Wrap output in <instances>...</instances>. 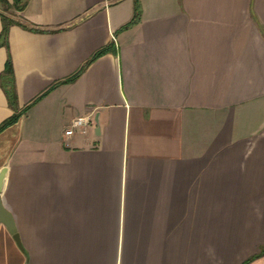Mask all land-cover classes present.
<instances>
[{
  "label": "crops",
  "instance_id": "crops-1",
  "mask_svg": "<svg viewBox=\"0 0 264 264\" xmlns=\"http://www.w3.org/2000/svg\"><path fill=\"white\" fill-rule=\"evenodd\" d=\"M22 1L0 264H264V0Z\"/></svg>",
  "mask_w": 264,
  "mask_h": 264
},
{
  "label": "trees",
  "instance_id": "trees-1",
  "mask_svg": "<svg viewBox=\"0 0 264 264\" xmlns=\"http://www.w3.org/2000/svg\"><path fill=\"white\" fill-rule=\"evenodd\" d=\"M2 1L7 6L8 9L13 8L17 11H22L26 5V3L23 2L22 0H13L12 3H10L9 0H2ZM0 17H1V20L3 23L2 33L0 35V45L8 47V35H9L10 27L13 24L22 25V23L14 20L13 18H11L5 14H0ZM140 18H141L140 0H135L134 16L129 23H127L126 25H124L121 28V31L134 26L136 23L139 22ZM22 26L27 28V29L38 31V29L29 27L26 24H23ZM113 48H114V45L110 44L109 46H107V47L101 49L100 51H98L97 53H95L94 56L79 71H77L75 74H73L69 78L54 84L47 92H45L44 94H42L41 96H39L38 98L33 100L28 106H26L24 109H22L20 111L17 110V93H16V87H15V75H14L12 60L9 56V58L6 62L5 70L2 73L0 79H1V85H2V87L6 93L7 98H8L9 104L14 110V114L0 124V133L3 132L6 128L15 124L22 117V115L27 113V111L32 107V105L37 103L41 98H43L47 93H49V91H51L52 89H54L58 85L65 84V83H71V82L75 81L78 77L81 76V74L85 71V69L92 62H94L97 58H99L103 54L113 50ZM263 253H264V250H262L261 254H263ZM247 263L248 262H246L244 264H247Z\"/></svg>",
  "mask_w": 264,
  "mask_h": 264
},
{
  "label": "water",
  "instance_id": "water-1",
  "mask_svg": "<svg viewBox=\"0 0 264 264\" xmlns=\"http://www.w3.org/2000/svg\"><path fill=\"white\" fill-rule=\"evenodd\" d=\"M3 180H4V172L0 175V193L3 186ZM0 223L4 224L8 228L9 232L13 235L14 239L16 240L18 246L21 248V250H24L20 242L19 234L17 232L13 216L10 212H8L4 208L1 199H0Z\"/></svg>",
  "mask_w": 264,
  "mask_h": 264
},
{
  "label": "built area",
  "instance_id": "built-area-1",
  "mask_svg": "<svg viewBox=\"0 0 264 264\" xmlns=\"http://www.w3.org/2000/svg\"><path fill=\"white\" fill-rule=\"evenodd\" d=\"M90 116H83L75 119L70 127L66 130L65 136L70 137L76 132L85 134L92 123Z\"/></svg>",
  "mask_w": 264,
  "mask_h": 264
},
{
  "label": "rangeland",
  "instance_id": "rangeland-1",
  "mask_svg": "<svg viewBox=\"0 0 264 264\" xmlns=\"http://www.w3.org/2000/svg\"><path fill=\"white\" fill-rule=\"evenodd\" d=\"M9 10H12L14 11L15 9H8L7 6L3 3L2 0H0V11H2L1 13H3L4 11H9Z\"/></svg>",
  "mask_w": 264,
  "mask_h": 264
}]
</instances>
